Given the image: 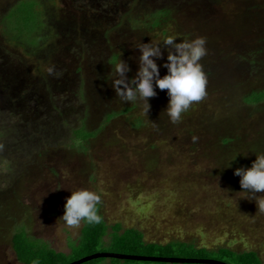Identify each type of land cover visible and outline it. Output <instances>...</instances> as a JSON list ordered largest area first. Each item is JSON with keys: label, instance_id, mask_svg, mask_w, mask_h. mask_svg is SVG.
I'll list each match as a JSON object with an SVG mask.
<instances>
[{"label": "rangeland", "instance_id": "obj_1", "mask_svg": "<svg viewBox=\"0 0 264 264\" xmlns=\"http://www.w3.org/2000/svg\"><path fill=\"white\" fill-rule=\"evenodd\" d=\"M15 1L0 0V264H22L12 243L21 226L69 253L84 222L69 226L60 216L78 187L100 196L109 225L140 229L149 242L254 250L264 264V211L233 174L250 166L257 145L264 152V105L245 102L264 89V0H41L44 40L34 51L3 33L2 15ZM164 9L162 27L129 22ZM166 35L206 41V95L175 122L164 111L166 89L147 98L145 114L112 88L119 57L131 77L136 45ZM252 59L261 69L254 71ZM134 104L131 114L144 126L108 121ZM81 124L97 132L86 149L71 140Z\"/></svg>", "mask_w": 264, "mask_h": 264}, {"label": "trees", "instance_id": "obj_2", "mask_svg": "<svg viewBox=\"0 0 264 264\" xmlns=\"http://www.w3.org/2000/svg\"><path fill=\"white\" fill-rule=\"evenodd\" d=\"M42 6L41 0H16L6 13L2 15L3 33L9 37L10 41L30 46L29 48L33 47L31 48L33 51L38 49L41 41L44 40L41 32L46 25L45 19L47 16ZM166 18H169V16L167 10L164 9L151 13L145 19H142L141 16L130 17L129 22L133 26L140 23L141 28L153 30L157 27H162ZM19 35H34L32 37L34 40L32 41L38 40V42L34 43V46L30 45L24 40L20 41L21 39H18ZM259 64H257L255 59L250 61L254 71L261 69L257 68ZM260 66L263 67V65ZM245 102L254 108L263 107L264 89L252 90L245 97ZM136 108L137 106L134 104L132 106H124L120 111H113L108 114V121L120 117L127 118L128 120H133L132 127L138 129L144 126L145 123L142 119L136 118L131 114ZM96 133V131H89L85 124H81L80 127L71 129V140L79 141L81 148L86 149V144L96 136ZM1 136H3V133L0 130ZM224 142H232V139H225ZM253 145L257 144H252L251 146ZM72 146H75V144L73 143ZM247 147H250V145ZM257 147L255 149L260 152L261 149H257ZM236 161H239V158ZM96 211L100 216V220L93 223L83 220L84 223L79 239L70 242L69 253L53 249L41 238L29 234L24 226L18 227L12 237L13 248L18 260L22 264H33L34 260L36 264H71L97 253H114L159 258L210 259L227 264H263L259 253L254 250L236 251L229 247L210 249L182 241H171L168 243L149 242L140 229L124 228L121 223L109 225L101 212V204L99 202H97ZM106 260H109L107 264H204L128 260L115 257L95 258L81 264H106L104 262Z\"/></svg>", "mask_w": 264, "mask_h": 264}, {"label": "clouds", "instance_id": "obj_3", "mask_svg": "<svg viewBox=\"0 0 264 264\" xmlns=\"http://www.w3.org/2000/svg\"><path fill=\"white\" fill-rule=\"evenodd\" d=\"M205 43L203 36L177 41L174 35L140 42L136 45L139 55L134 75L126 76L131 69L124 59L119 57L114 63L112 88L115 94L121 100L139 103L146 114L150 108L147 98L157 94L156 88L166 89L168 100L164 111L173 122L179 120L192 102L206 95V75L200 63V58L206 53ZM161 57L164 58L158 65L157 60ZM160 67L166 68L163 75ZM233 174L239 176L241 189L245 190L240 192L251 196L257 208L264 211V194L257 195L264 190V152H256L250 166L236 167ZM99 200L100 196L89 188L70 190V195L64 199L60 218L69 226L78 225L82 219L88 223L98 222L100 216L96 205ZM33 264H36L35 260Z\"/></svg>", "mask_w": 264, "mask_h": 264}, {"label": "water", "instance_id": "obj_4", "mask_svg": "<svg viewBox=\"0 0 264 264\" xmlns=\"http://www.w3.org/2000/svg\"><path fill=\"white\" fill-rule=\"evenodd\" d=\"M100 257H115V258L128 259V260L160 261V262H173V263L227 264L221 261L210 260V259L159 258V257H146V256L124 255V254H114V253H97L92 256L83 258L79 261L73 262L71 264H81L88 260L100 258Z\"/></svg>", "mask_w": 264, "mask_h": 264}]
</instances>
